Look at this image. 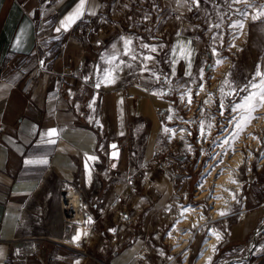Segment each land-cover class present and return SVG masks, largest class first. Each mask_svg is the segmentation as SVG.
I'll use <instances>...</instances> for the list:
<instances>
[{
    "label": "crops",
    "instance_id": "crops-1",
    "mask_svg": "<svg viewBox=\"0 0 264 264\" xmlns=\"http://www.w3.org/2000/svg\"><path fill=\"white\" fill-rule=\"evenodd\" d=\"M117 1L87 0L84 15L65 31L61 21L79 0H0V264H92L63 244L64 225L51 223L66 187L86 196L97 223L82 248L95 249L103 263L145 264L136 256L142 248L148 262L154 253L158 264L175 261L164 257L166 243L155 239L161 244L155 246L145 233L162 230L175 216L177 197L186 193L177 167L191 153L164 129L180 117L174 83L193 79L200 65L198 9L218 0L164 3L171 12L160 16L156 30L162 41L152 68L156 78L97 88L104 38L97 29ZM181 47L191 55L182 57ZM161 69L167 85L158 79L166 77ZM50 129L57 134L47 136ZM168 144L175 148L174 167L150 169L154 148ZM249 188L240 212L220 223V247L236 255L229 264H264V250L251 247L264 220V169ZM119 196L146 207L139 228L115 217L111 203Z\"/></svg>",
    "mask_w": 264,
    "mask_h": 264
},
{
    "label": "rangeland",
    "instance_id": "rangeland-1",
    "mask_svg": "<svg viewBox=\"0 0 264 264\" xmlns=\"http://www.w3.org/2000/svg\"><path fill=\"white\" fill-rule=\"evenodd\" d=\"M168 2L171 3L172 0H118L112 9L106 11L104 22L97 29L104 35L100 68L95 78L96 83L101 81V88L110 89L127 82L140 81L142 76L156 78L158 72L152 68L158 63L160 57L157 52L162 43L156 40V30L160 16L171 12V9L163 8L164 3ZM261 11H264V0H242L240 3L218 0L211 9H198L195 35L201 44L200 65L193 79L181 85L177 81L171 89L176 106L179 104L180 117L168 124L171 131L167 136L191 153L184 154L180 165L185 166L180 167L178 173L183 175L178 186L186 193L177 197L173 210L175 216L162 230L145 233L149 242L157 239L166 243L163 251L166 259L168 256H175V261L164 264H198L211 228L220 232L221 239L212 258L203 264H225L236 256L233 252L225 255L220 247L224 237L220 223L225 216L220 213H239L250 191V180L256 172L261 173L264 169V114L259 115L258 110L254 113L258 118L239 130L233 119L238 114L232 111L233 104L240 103L241 98L247 95L239 89L254 78L258 68L264 72V16L252 19ZM240 24L243 25L242 28L233 26ZM125 41H131V44L126 47ZM128 47L131 48L130 52ZM153 47L156 48L155 52L150 51ZM148 56L153 59H145ZM106 71L112 72L114 83L105 81ZM162 71L161 69L160 74L166 76L167 72ZM158 79L164 84L168 80L167 76ZM233 89H236V93L229 94ZM230 120L233 122L230 123ZM225 140L227 143H224ZM238 153L244 159L242 164L234 167L231 161ZM227 171L228 174H224ZM228 175L227 181L225 178L221 180ZM206 179L208 181L205 182ZM205 184H208L207 187L204 186L208 188V194L200 197L205 191L200 187ZM215 194L220 197L222 204L227 205L224 211V206L220 209L217 217L212 214L215 210V203L212 201L217 199L213 197ZM231 194L233 199L229 198ZM122 207L126 209L128 216L135 218L134 227L139 228L143 223L146 207H141L139 203L134 205L130 200L122 201ZM199 210L205 219L195 226L192 224L195 220L193 215ZM189 211H192L190 216ZM50 218L51 223L52 220L61 222L60 215L54 209L50 212ZM188 232H191V236L187 244L181 250H176L179 237ZM171 233H178L177 242L171 240ZM90 235L91 232L80 233V240L85 236L87 238L82 241L89 240ZM67 238H71V235L61 239L82 250V241L79 240L78 244L73 239L66 240ZM84 249L101 258L92 253L95 249ZM77 256L82 255L79 253ZM157 258V254H152L147 264H158Z\"/></svg>",
    "mask_w": 264,
    "mask_h": 264
},
{
    "label": "built area",
    "instance_id": "built-area-1",
    "mask_svg": "<svg viewBox=\"0 0 264 264\" xmlns=\"http://www.w3.org/2000/svg\"><path fill=\"white\" fill-rule=\"evenodd\" d=\"M133 95H130L132 97ZM175 148L168 144L167 148H159L156 147L153 150V159L151 164H149L150 169L153 167H158L161 165L162 167L166 169H171L174 167V160L171 158L170 153L174 151ZM185 165H180L177 167V174L180 172V167H184ZM145 174L144 177L147 176L146 170H144ZM130 180L133 182L137 181L136 176H131ZM174 180H177V177L174 178ZM147 183L151 184L150 177L147 178ZM122 201L123 198L121 196L117 197L112 203H111V209L114 211L115 217L124 222H129L130 226L135 224V218L132 216H128L126 209L122 207ZM264 206V203H263ZM60 215L59 221H61L64 225V236L71 235L73 237L77 231V229L84 228L88 229L89 233L91 230L95 227L97 223L96 217L90 212L88 208V203L86 200L85 194L74 188L66 187L62 189L60 193V198H59V209L57 212ZM89 220L91 222H89ZM259 240L258 242H253L251 244V247L253 250H264V220L261 222L260 229H259ZM87 238L83 237L81 241ZM82 241L81 243L83 244ZM63 242V241H62ZM64 245L69 246L76 251H79L83 257L86 259L91 260L92 264H106L103 263L99 258L93 256L92 254L88 253V251L84 248L80 250V248L71 246L66 242H63ZM82 247V246H81ZM137 259L143 263H148V251L145 248L140 249V251L137 253ZM225 264H229L225 263Z\"/></svg>",
    "mask_w": 264,
    "mask_h": 264
},
{
    "label": "snow or ice",
    "instance_id": "snow-or-ice-1",
    "mask_svg": "<svg viewBox=\"0 0 264 264\" xmlns=\"http://www.w3.org/2000/svg\"><path fill=\"white\" fill-rule=\"evenodd\" d=\"M87 0H79V4L76 7V9L68 15L63 21H61V28L65 31H67L73 24L76 23L77 20H79L85 12V4ZM193 2L199 6L200 0H193ZM234 3H240L242 0H233ZM239 11V10H238ZM93 15L95 14L94 12L92 13ZM243 14V13H241ZM259 16H264V11H261L258 13V15L253 16L252 19H258ZM243 27L242 24L240 25H233ZM216 27H219V25H216ZM61 28H57L56 31L59 32L61 31ZM126 47L131 44V41H125ZM145 47H147L145 45ZM131 51V48L128 47V52ZM150 51L155 52L156 48L153 47L150 49ZM127 54V52L125 53ZM180 54L182 57L187 58L188 56L191 55V52L189 49H186L184 47L180 48ZM133 59H136L135 56L132 57ZM145 59L151 60L153 59L151 56L145 57ZM219 63V61H218ZM191 65L189 64V67ZM187 75H191L190 72L186 73ZM104 79L107 83H114V79L112 78V72L111 71H106L104 75ZM96 87H100V83L96 84ZM239 91L241 92H246L247 95L243 96L241 98V102L238 104H233L232 106V111L237 113L238 116L233 118L235 121V127L239 130H242L243 128L247 127L253 119H257L258 117L254 116V113L257 112L260 108H264V72L260 71L259 68L255 73L254 78L249 81L247 84L244 85L243 88H240ZM236 89H233L232 93L229 94H235ZM190 102V100H189ZM232 123L233 121H229ZM210 127V126H209ZM165 132L171 131L170 129L165 128ZM57 134L56 129H50L47 132V136L53 137ZM50 143H55L54 140H50ZM224 143H227V140L224 141ZM115 148V145H113ZM115 155V153L113 154ZM89 160H95V157H88ZM115 167V165H113ZM235 183V181H232ZM221 216L226 215V213L221 212ZM89 222H91L89 220ZM112 231H115L114 229ZM213 235H215L217 241L221 239V236L218 233L213 232ZM86 235V233H85ZM74 241H79L80 240V234L78 233L75 237H73ZM213 250H215V246H213Z\"/></svg>",
    "mask_w": 264,
    "mask_h": 264
},
{
    "label": "bare ground",
    "instance_id": "bare-ground-1",
    "mask_svg": "<svg viewBox=\"0 0 264 264\" xmlns=\"http://www.w3.org/2000/svg\"><path fill=\"white\" fill-rule=\"evenodd\" d=\"M214 55H215V53H214ZM258 114L259 115H262V114H264V108H260L259 109V112H258ZM243 159H244V157H243V155L242 154H240V153H238V154H236L235 156H234V158L232 159V161H231V163L234 165V167H238L240 164H242V162H243ZM224 174H228V171L227 172H224ZM230 175H231V173H230ZM226 179L225 181H227L228 180V178H229V175L228 176H223V178H221V180L222 179ZM206 181H208L207 179L205 180V182ZM204 186L205 187H207L208 186V184H205V185H202L201 187H200V189L203 191V190H205L204 192H202V194H201V196L200 197H203V196H205V195H207L208 194V192H206V190L208 189V188H204ZM232 194L229 196V198H231V199H233L232 198ZM213 197H217L216 196V194L213 196ZM212 202H214L215 203V210H213L212 211V214H213V217H217L218 216V214L220 213V209L223 207V209H222V211H224L226 208H227V205L226 204H222L221 203V200H220V197H217V199H215V200H213ZM191 213H192V211H189V213H188V215L190 216L191 215ZM197 213H199V214H197ZM194 214L195 215H193L194 216V221L192 222V224L193 225H195V226H197V225H199L200 223H202L203 221H204V219H205V216H201V214H200V210L198 211V212H194ZM175 229V228H174ZM84 232H88L89 233V231H88V229H84V228H78L77 229V231H76V233H75V235L73 236V237H75L78 233L80 234V233H84ZM213 232H215V233H220L218 230H216L215 228H211V230H210V233H209V235H208V237H207V239H206V242H205V244H204V246H203V251H202V254H201V256L199 257V259H198V264H203V263H207V262H209V260L212 258V256L214 255V253H215V250H213V246H215V248H216V246H217V244H218V242L220 241H217V239H216V237H215V235H213L212 233ZM220 235V234H219ZM191 236V232H188V233H186V234H184L182 237L180 236H178V233H171V240L173 241V242H177L178 241V237H179V241H178V244L176 243V250H181V248L184 246V245H186L187 244V242H188V239H189V237ZM221 236V235H220ZM73 237H71V238H67L66 240H68V241H72V239H73ZM86 237V236H85ZM72 246V245H71ZM76 247V246H75Z\"/></svg>",
    "mask_w": 264,
    "mask_h": 264
}]
</instances>
